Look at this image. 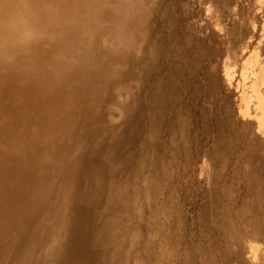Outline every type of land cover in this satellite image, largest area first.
<instances>
[{"label":"rangeland","instance_id":"1","mask_svg":"<svg viewBox=\"0 0 264 264\" xmlns=\"http://www.w3.org/2000/svg\"><path fill=\"white\" fill-rule=\"evenodd\" d=\"M131 1L136 9L134 18H141L142 26L125 24L117 29L120 57L114 65L107 60L102 65L108 73L116 75L132 71L130 79L121 75L108 86L104 82L101 89L91 91L100 56L94 48L86 52L88 67L70 63L64 86H55L51 89L53 94L45 98L38 83L19 78L18 68L2 63L15 98L9 108H0V227L4 225L0 229V264L14 263L36 231L31 217L6 222L11 206L23 204L29 214V202L33 200L37 203L33 213L39 216L56 197L60 198L57 203L60 208H56V213L49 212L52 224L37 239L43 244L57 241L61 213H70L66 241L72 242L65 241L64 246L54 247V251L60 255L57 264L74 263L73 235L80 218L75 205L86 190L96 152L94 137L84 139L82 144L80 139L87 130L90 134L94 132L102 118L123 133L122 146L114 153L116 158L109 174L115 177V190L125 192L122 202H118L105 223L115 221L120 230L126 228L137 233L135 247L139 253L142 248L146 251L138 254L145 258V264H154L161 252L165 253L162 264H178L184 254L192 256L195 249L203 246V223L211 225L209 211L221 205L219 190L211 189L213 178L219 187L228 186L232 191L231 211L244 198L240 178L243 170L250 167L248 158L255 153L263 154L264 116L260 109L253 108L255 101L264 97V70L257 75V71L247 69L245 74L250 72L249 78L255 77L249 84L247 75L243 76V67L254 50L264 62V0ZM19 11L26 13L28 8L21 6ZM104 25L102 18L91 38L95 42L99 41ZM106 43L111 44L109 40ZM58 55L63 57L64 52L58 51ZM110 57L114 59L117 55L112 51ZM139 61L151 66L146 73L141 69L142 63L137 64ZM144 76L140 83L139 78ZM159 78L167 104L153 150L145 141L144 112L149 102L148 86ZM103 91H108L109 98L97 102L96 94L101 95ZM244 105L246 112L242 109ZM46 111L47 121L52 123V131L48 129L51 138L46 140L55 146L47 159L41 154L36 157V162L45 166L32 172L31 145L39 140L35 139L36 126L31 117H40ZM174 121L182 132L178 137L184 142L181 149L184 156L173 154L170 144L169 130ZM61 135L72 138L65 151L56 150ZM79 145L82 154L76 164L68 167L77 157ZM148 168L153 169L155 181L150 187L143 184ZM150 208L156 212L152 220H148ZM154 230L159 231L157 240L162 239L161 251L153 243H147L146 233ZM250 232V229L244 230L243 257L247 264H255L254 251L256 247H264V236L247 238ZM7 245L9 254L3 258ZM128 263L131 264L129 257ZM257 263L264 264V259Z\"/></svg>","mask_w":264,"mask_h":264},{"label":"bare ground","instance_id":"2","mask_svg":"<svg viewBox=\"0 0 264 264\" xmlns=\"http://www.w3.org/2000/svg\"><path fill=\"white\" fill-rule=\"evenodd\" d=\"M133 5L134 3L131 0H0V32H2L0 33V108H9L8 106L13 103V98H15L14 88L2 67L3 62L13 69L18 68L20 72L18 73L19 78H25L31 84L38 83L40 85L39 89L44 92L43 96L45 98L53 94L51 89L55 86H64L68 73H70V63L73 66L88 67L90 62L87 53L88 50L94 48L98 49L100 56H98L96 69L93 73L91 91L94 92V90L98 91L101 89L104 82L108 86L115 77L121 78V75L125 79L133 77L132 71L116 75L114 72L108 73L102 66L106 60L108 63L112 61L114 65L115 61L120 57L118 49L121 40L116 32L117 29L125 24L135 27L142 26L141 18H134L133 14L136 9ZM21 6L28 8V11L26 13L19 11ZM102 18L105 21L103 33L99 41L95 42L91 38L95 35ZM108 40L111 43L110 45L106 43ZM172 44L174 45V43ZM58 51L64 52L63 57L58 55ZM112 51L115 52L117 58L111 59ZM131 61L133 62L134 60ZM139 63H142L140 65L144 73L151 67L143 61H139L137 64ZM56 75L58 76L55 77ZM246 75V78H249L250 72ZM139 79L141 83L144 81L145 76L143 79L142 77ZM161 84L162 80L159 78L148 86L149 102L144 112L147 118L145 141L147 146L153 150L156 148L157 140L155 137L161 129V120L167 104L161 92ZM209 84L211 85V82ZM70 85L75 86L71 83ZM103 92L101 95L96 94L97 102H104L109 98L108 91ZM252 93L254 92L252 91ZM252 93L250 92V94ZM260 97L257 102L255 101V104L260 109L261 115L264 116V97ZM254 100L253 98L252 101L254 102ZM117 109L120 110L119 107ZM47 112H42L39 115L40 117H31L32 122L36 126L35 139L41 140L40 142L36 141V145H31V161L34 168L31 167L33 169L32 172L41 170V166H45L37 163L36 157L41 154L47 159L49 151L55 146H53L51 141L46 140L47 137L51 138V133L49 132L52 131L50 129L52 123L47 121ZM99 121L101 123L94 132L90 134L89 130H87L80 139V144H82L84 139H89L88 137L90 136L94 137L96 152L93 155L94 165L91 177L86 181V190L81 194L79 204L77 202L75 205L77 211H79L80 218H78L76 233L73 235L75 236L73 242L75 246V261L73 264H129L128 257L131 258V264H145V258L139 257L138 254H145L144 252L146 251L142 248V253H139L135 247L136 240L138 241L137 233L126 228L120 230L119 225L115 221L105 223L108 215L118 202H122V198L125 196V192L115 190V177H110L109 174L116 158L114 153L122 146L123 133L117 126L105 123L104 118ZM179 126L176 125V121L172 122L169 130L170 144L173 154L180 153V155L184 156V152L181 150L184 147V142L179 140L178 137L182 135ZM71 140L70 136L61 135L57 139L56 150L61 148V151H65ZM262 148L263 154L255 153L248 158L250 167L247 170H243V177L240 178L244 198H241L235 210L231 211L230 209V205L233 202L230 188L228 186L219 187L216 179H212L211 189L219 190L221 205L209 211L211 225H208L207 222L203 223L202 238L199 236L203 239V244L201 243L203 246L195 249L192 256L184 254L183 261H178V264H247L243 257L242 240L244 230L250 229L251 231L247 238L257 239L255 238L256 235L264 236V143ZM80 149L82 150V147L79 145L77 157L69 162L68 167L77 163L82 154ZM143 149L141 148L142 151ZM21 154L23 155L24 153ZM139 159L141 160L142 158ZM152 170L148 168V173L145 176L147 178H145V183L143 182L149 187L155 183L151 174ZM66 178L68 180L69 177ZM59 200L60 198L56 197L51 202L52 205L43 209V213L39 216L33 213L37 209V203L33 200L29 202V208H31L29 214L23 209V204L11 206L7 214L10 218L6 219V222L11 223L13 220L16 222L22 221L27 216L28 218L31 217V221L34 219L36 228L32 241L30 238V243L19 253V256L12 264H52V262L57 264L59 262L60 255L59 252L54 251V247L56 249L62 245L64 246L69 230L67 218L70 217V213L67 214L65 213L66 211L61 213L62 219L58 227L60 231L57 241L50 242V244L47 242L43 244L38 241L42 236L41 234H43V230L46 229L47 231V228L52 224V219L48 214L50 211L56 213V208H60V205L57 204ZM148 212V220L155 219V210L150 208ZM139 216L138 218L141 219L142 216L140 214ZM1 227H4V225L2 224ZM147 233V243H153L161 251L160 241L162 239L157 240V237L160 236L159 231L154 230L153 233ZM71 242L69 240L67 244ZM7 248L8 245L5 246L6 253L3 258H7L9 254ZM45 251H48L47 254H45ZM161 253L162 255L157 253L158 256L154 259V264H162L165 253ZM54 254L55 256H53ZM254 255L256 257L255 264H258V260L264 259V247H256Z\"/></svg>","mask_w":264,"mask_h":264},{"label":"crops","instance_id":"3","mask_svg":"<svg viewBox=\"0 0 264 264\" xmlns=\"http://www.w3.org/2000/svg\"><path fill=\"white\" fill-rule=\"evenodd\" d=\"M253 52L254 53H253L252 57L247 59L244 63L243 76L246 75L245 71L247 69H250L251 71H254V72L257 71V72H255L257 75H259L260 72L264 70V62H262L261 59L259 58L257 50H254ZM245 79H247V78H245ZM254 79H255V77H251V79L249 78V84H250V81H254ZM242 103H243V101H242ZM242 109H243V112H245V108L243 107ZM253 109L257 110L259 108L257 106H255V108H253ZM256 118H257V115H256ZM258 124H259V122H258Z\"/></svg>","mask_w":264,"mask_h":264}]
</instances>
